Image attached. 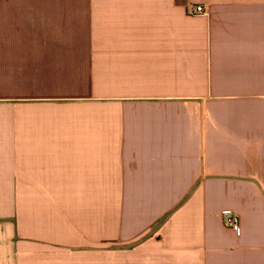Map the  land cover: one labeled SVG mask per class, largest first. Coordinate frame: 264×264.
Here are the masks:
<instances>
[{"label":"crops","instance_id":"0c3cea01","mask_svg":"<svg viewBox=\"0 0 264 264\" xmlns=\"http://www.w3.org/2000/svg\"><path fill=\"white\" fill-rule=\"evenodd\" d=\"M0 264H264V0H0Z\"/></svg>","mask_w":264,"mask_h":264},{"label":"built area","instance_id":"2783aa9c","mask_svg":"<svg viewBox=\"0 0 264 264\" xmlns=\"http://www.w3.org/2000/svg\"><path fill=\"white\" fill-rule=\"evenodd\" d=\"M187 13L190 16H198L204 15L206 13V10L201 5H191L188 8ZM225 226L236 233L240 232V218L232 213H225Z\"/></svg>","mask_w":264,"mask_h":264}]
</instances>
